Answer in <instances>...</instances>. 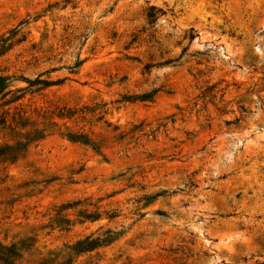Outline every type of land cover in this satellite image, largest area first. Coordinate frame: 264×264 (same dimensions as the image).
I'll use <instances>...</instances> for the list:
<instances>
[{"label": "rangeland", "instance_id": "obj_1", "mask_svg": "<svg viewBox=\"0 0 264 264\" xmlns=\"http://www.w3.org/2000/svg\"><path fill=\"white\" fill-rule=\"evenodd\" d=\"M0 77L15 264H264V0H0Z\"/></svg>", "mask_w": 264, "mask_h": 264}, {"label": "trees", "instance_id": "obj_2", "mask_svg": "<svg viewBox=\"0 0 264 264\" xmlns=\"http://www.w3.org/2000/svg\"><path fill=\"white\" fill-rule=\"evenodd\" d=\"M153 9V8H152ZM36 83H40L38 80L36 81ZM7 88V79H4L2 77H0V94L3 93L5 91V89ZM20 100V98H17L16 101ZM9 113L6 114L4 113L3 115H0V126H6L8 123V118ZM12 123H11V127L9 129L12 130L13 134L15 135V137H18L20 135V133H18L17 129L18 127H23L26 128V121H28V119H25V115L24 113L20 110L19 112L14 114V117H12ZM20 145H22L21 142L16 144V147L18 148ZM28 146V144H27ZM14 147L8 146L7 149L10 150L9 155L12 156L13 153L15 152V150L13 149ZM97 243H91L89 244L88 248H92L96 245ZM20 255L18 254V250L17 248L13 247H5L2 244H0V263L2 264H15V260L16 258H19Z\"/></svg>", "mask_w": 264, "mask_h": 264}]
</instances>
